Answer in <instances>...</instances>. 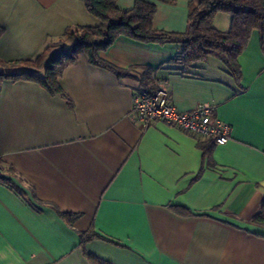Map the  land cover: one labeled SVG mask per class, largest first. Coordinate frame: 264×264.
<instances>
[{
  "label": "crops",
  "instance_id": "crops-1",
  "mask_svg": "<svg viewBox=\"0 0 264 264\" xmlns=\"http://www.w3.org/2000/svg\"><path fill=\"white\" fill-rule=\"evenodd\" d=\"M146 1L157 5L156 29L186 30L191 0ZM231 20L219 13L214 26ZM100 23L83 0H0V177L12 182L0 180V264H92L85 251L111 264H264V224L254 220L264 204L259 31L239 56V82L215 56L182 73L170 62L178 43L122 35L101 52L121 68H153L179 110L213 105L231 134L208 158L199 146L208 138L142 123L132 113L138 82L86 54L60 77L64 94L7 77L44 74L25 62L69 27ZM83 233L93 234L84 245Z\"/></svg>",
  "mask_w": 264,
  "mask_h": 264
},
{
  "label": "trees",
  "instance_id": "trees-1",
  "mask_svg": "<svg viewBox=\"0 0 264 264\" xmlns=\"http://www.w3.org/2000/svg\"><path fill=\"white\" fill-rule=\"evenodd\" d=\"M83 1L88 11L99 18L101 23L98 26L69 27L59 41L49 45L35 59L25 62L28 66L43 70L44 74L24 72L7 77L35 81L52 94H64L60 77L83 53L92 64L112 71L118 78H133L138 82L137 88L155 91L158 82L153 68H121L101 57V52L107 50L122 35L141 42L181 44L182 52L170 62L182 73H190L189 69L207 61L211 56L218 57L237 82L241 76L239 56L247 48L253 30H258L261 34L264 52V0H191L187 28L183 32L154 27L157 12L154 2L136 0L132 8L122 9L118 6V0ZM219 13L231 15V26L228 30H220L214 26L215 17ZM69 40L72 43L67 46L65 43ZM0 65L5 64L0 62ZM4 77L0 74V83ZM67 101L70 106L73 105L69 98ZM215 143L214 138L199 141L204 157L209 158ZM208 163L212 164L210 159ZM0 180L12 184L8 179L0 177ZM172 208L181 215L191 214L189 209L182 206ZM254 220L264 224V204L254 215ZM92 238L93 234L83 233L82 245ZM85 254L92 264H111L93 253L85 251Z\"/></svg>",
  "mask_w": 264,
  "mask_h": 264
},
{
  "label": "built area",
  "instance_id": "built-area-1",
  "mask_svg": "<svg viewBox=\"0 0 264 264\" xmlns=\"http://www.w3.org/2000/svg\"><path fill=\"white\" fill-rule=\"evenodd\" d=\"M132 113L144 124L164 121L194 137L214 138L217 144L227 143L231 134V125L218 119L213 105L198 103L193 109L179 110L173 103L170 90L159 83L155 91L134 90ZM3 171L0 161V173Z\"/></svg>",
  "mask_w": 264,
  "mask_h": 264
}]
</instances>
